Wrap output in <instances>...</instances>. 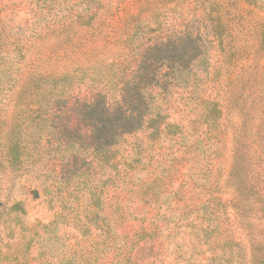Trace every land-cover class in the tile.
<instances>
[{"label":"rangeland","instance_id":"374dc122","mask_svg":"<svg viewBox=\"0 0 264 264\" xmlns=\"http://www.w3.org/2000/svg\"><path fill=\"white\" fill-rule=\"evenodd\" d=\"M81 1L0 0L9 37L0 47V264H264V0H100L85 27L74 16ZM188 29L206 37L208 73L199 88L196 68L187 87L167 90L157 142L128 135L108 164H89L88 178L62 175L69 150L49 135L53 107L17 94L14 53L25 73H67L70 91L85 95L113 90L145 42ZM204 99L221 108L226 136L212 179L198 184ZM202 195L220 203L199 211L215 230L198 239Z\"/></svg>","mask_w":264,"mask_h":264},{"label":"trees","instance_id":"16d2710c","mask_svg":"<svg viewBox=\"0 0 264 264\" xmlns=\"http://www.w3.org/2000/svg\"><path fill=\"white\" fill-rule=\"evenodd\" d=\"M79 3L83 6L76 8V15H74L78 18L76 25L85 27L91 24L86 19L89 15L96 13L94 6L100 7V0H82ZM7 35L6 29L0 23L1 49L3 46L6 49L8 47ZM207 48L206 37L200 32L197 34L189 29L160 36L158 39L152 38L143 44L135 63L132 64L125 58L123 70L115 74L118 79L114 82V91L107 85H93L87 89L85 95H81L77 89L70 91L73 85L67 73L60 76L50 73L32 76L29 72L25 73L20 55L16 58L17 54L14 53L15 67L12 62V70L15 72L16 79L24 81L18 88L15 87V79L11 81L12 85L19 90L17 94L33 97L35 100L37 97L46 99L48 106L53 107L51 116L52 118L55 116L58 122L56 123L53 119L49 135L55 142L69 150L65 162L60 165L62 175L65 174L67 178L75 176L88 178L89 170L92 169V165L89 166V164H108L112 159L113 150L124 142L126 136L144 133L147 144L157 142L156 135L162 136L169 118L167 107L164 106L167 90L187 87L190 75L196 68L200 69L198 88L200 87L201 75L206 76L209 68ZM8 74L10 76V69ZM2 77H6V71H0V81ZM196 78L197 75L193 80ZM53 83L56 84L53 86L56 88L54 90L50 89V84ZM2 89L3 86H0V93ZM15 94L16 91H11L10 98H13ZM203 103L201 114L203 134L198 139V184L201 178L212 179L215 165L213 157L217 154L222 137L226 136L220 124L221 108L214 101L204 99ZM237 143L238 141L233 139L232 162L234 163L239 156ZM89 155L92 157L88 159ZM121 158L125 160L123 155ZM209 183L212 184V181ZM251 189L243 183V187L238 190L250 192ZM207 191L208 189L204 188L203 194ZM219 200L215 195L198 197V239L207 237L215 230L209 221L203 225V216L199 214V211L211 208V201L220 203ZM232 206L237 209V206ZM262 212L264 220V205ZM154 228L157 227L154 226ZM149 229L151 227L145 225L142 232L147 234Z\"/></svg>","mask_w":264,"mask_h":264}]
</instances>
